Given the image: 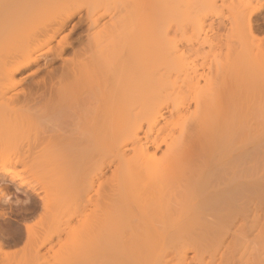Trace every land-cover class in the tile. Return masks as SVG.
<instances>
[{
  "label": "bare ground",
  "instance_id": "obj_1",
  "mask_svg": "<svg viewBox=\"0 0 264 264\" xmlns=\"http://www.w3.org/2000/svg\"><path fill=\"white\" fill-rule=\"evenodd\" d=\"M263 12L264 0H0V158L96 167L75 192L89 213L68 229V257L83 240L94 264H264V96L238 85L264 77ZM70 25L86 27L77 50ZM206 49L226 52L209 78ZM258 57L261 70L238 69Z\"/></svg>",
  "mask_w": 264,
  "mask_h": 264
},
{
  "label": "rangeland",
  "instance_id": "obj_2",
  "mask_svg": "<svg viewBox=\"0 0 264 264\" xmlns=\"http://www.w3.org/2000/svg\"><path fill=\"white\" fill-rule=\"evenodd\" d=\"M223 12L225 16L229 17V10L227 6L223 8ZM262 16L261 19L264 18V12L262 13ZM77 19H75L74 22H72L71 24L76 23ZM71 26L72 25H70V27L67 29V31H65L62 34L61 37L64 36L65 38L67 37L68 42H74L75 44L74 47L75 46L77 47L76 45L77 39L84 35L82 32L86 30V27L83 26L82 29L76 31L75 33H71L70 32ZM260 27L261 25L259 26V28ZM256 33L255 34L258 35L257 36L258 38L259 36L260 39L261 37H264V32L260 33L258 31ZM79 34H81L82 36L80 35L78 37ZM61 37L58 39L59 40L62 39ZM83 39H85V35ZM256 40L258 41V39ZM76 47L75 50H77ZM72 52L73 51L70 50V53L68 52L65 55V58L67 57L70 60L71 57V59H73L74 57L72 58V55L74 56V54H71ZM225 53L226 52L222 50H216L211 52L209 49H206L205 53L199 55L197 62L202 63L205 61L207 63L206 68L208 69L206 70V76H207L206 78L213 76L212 72L209 70V67H212V65H216L217 62L222 61ZM254 54H256V52ZM258 59L257 60L254 59L259 64L258 67L254 65L256 63L251 59L247 62L243 61L244 63H242L241 66H239L241 63L240 62L237 67L238 69L240 67L239 70L241 71L246 70L245 72H247L250 68L252 70L255 67L260 68L261 70L260 65L262 64L263 59L262 61H260L261 57H258ZM42 60H44V58H42ZM262 66H264V62ZM33 70H36V68ZM256 70L255 72L258 73L259 69ZM31 71L32 70L26 71V73H23L21 77L22 78L26 77V80L28 82L29 80H33V77L30 78V74L33 73V71L32 72ZM242 72L244 73V71ZM255 72L251 71V74L253 73L252 76L255 74L254 76L256 78L253 76L254 80H252V76L250 75V72H248L251 77V78L249 77V79L252 80L251 82L244 81L242 78L241 81L240 80L238 81L240 93L243 92L250 93L255 97L264 96V77L263 79L262 76L261 79L259 78L260 76L257 78L259 73L257 74ZM263 72L264 71L262 69V72L260 71V73ZM238 77L240 78L241 76ZM205 83L206 82L204 80H201V85H204ZM213 112L214 110H212V113ZM250 112L253 113L255 116L259 115L258 108L256 107H253L250 110ZM217 114L218 113L215 111L214 116L215 115L217 116ZM178 119L179 118L175 116L173 117L172 120L176 122L178 121ZM24 141H22L21 146L24 145L23 142L25 143L24 146L28 145L27 144L28 141L26 140ZM18 146L20 147V145ZM159 155H161V152L159 153ZM89 160L90 159H51V158L45 159L44 158V159H27V161L26 160L23 161L24 164L23 162L17 164L16 159L0 158V184L1 182L3 183V181L6 182L5 188L7 189H5V192L10 196L8 198L9 201L5 199L6 202L2 198L0 199L2 200V202L0 201V214H7L5 218L0 217V243L3 244L4 246L3 251H0V264H90V263L94 264L93 250L91 247H89V245L86 244V242H83V240H81L80 243L82 244V247L84 246L86 247V249H84L81 254L77 252L81 256L77 255V257L75 256L76 258L73 260L72 259L74 258L73 255L70 256L71 258L68 257L67 255V251L69 247H71L70 243L72 244L74 239V236L73 239L72 236H70L71 234L70 232L73 230H68V229L71 228L79 231L80 229L82 230L83 225L81 224V220L82 219L84 220L85 214L89 213L87 211L89 209H87L86 211L83 212L81 216V212L83 211L81 206L79 207V210L75 209V207L78 208L76 205L80 202L78 197L75 196L76 193L78 192L76 191V189L79 190L78 185L81 184V182L83 181L82 173L84 172L83 174L87 175L85 171H83V168L86 167L87 169L86 172H88L89 174L94 170L95 167L91 165L92 163L90 165L88 164L85 165V163L88 162ZM26 162H28V165H25ZM6 169H8V172H10L9 173L10 175L8 176L4 174L5 173L4 171ZM103 180L105 179L103 178ZM13 183L20 185V189L16 190V188L14 187L16 185ZM9 185H14V186H9ZM76 197L79 201L78 203L76 201ZM43 201L45 202L48 201L49 209L43 208L45 203ZM68 218L70 220L69 222L67 220ZM24 223L31 224V226L33 225V228L35 229L36 238L31 243L27 242L26 239L27 233L23 225ZM64 223H67L68 225L64 226ZM59 230L62 231L60 236L59 237L58 235L55 236L50 244H48L45 248H43L39 254H36L35 251L40 241L47 235L51 233H56ZM68 233L70 234L68 235ZM88 248H90L91 250L93 259L90 255V250H88ZM67 257L70 259H68ZM90 258L93 261H91Z\"/></svg>",
  "mask_w": 264,
  "mask_h": 264
}]
</instances>
